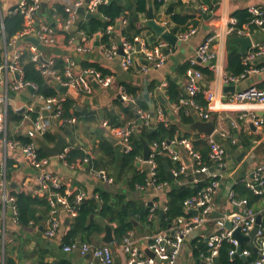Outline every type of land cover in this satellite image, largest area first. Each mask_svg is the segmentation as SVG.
I'll return each instance as SVG.
<instances>
[{"label": "crops", "instance_id": "0c3cea01", "mask_svg": "<svg viewBox=\"0 0 264 264\" xmlns=\"http://www.w3.org/2000/svg\"><path fill=\"white\" fill-rule=\"evenodd\" d=\"M45 1H47V6L44 10L40 11L42 13L41 18L45 21L51 22V19H46L45 11L47 9L52 8L53 5H61L63 2H73L74 0ZM14 2L15 0L0 1V21L1 18L3 19V16H5L7 13H10V4H13ZM182 3V8L177 7L176 11L181 15L190 16L187 26H195L197 28L196 33L185 41H180L177 39L175 46L167 43L165 48L168 49V53L166 54L165 63L161 67L150 68L147 72L142 71V66L146 65L148 62L140 56H137L136 63L139 65V69L136 67V64L132 69H122L119 64V55H106L104 53L103 44L100 42L101 37L98 36L93 37L92 42L84 52H76L73 45L70 44L69 46H66L63 40L60 41V43L56 46L43 47L42 51L45 56H53L56 57V59H61L60 57L63 55H69L70 59L75 64L76 70L82 69L83 63L96 64L102 70L113 76V80L110 86L107 88H101L96 82L93 81V91L90 95H84L79 91L71 89H68L67 92L63 94L64 100L66 96H69L71 99H73L74 104L76 105V110L87 111L89 115H91L84 118L82 121H77L73 125H67L66 123L61 122V124L54 126L53 129L67 138L68 142L65 147L68 150L71 148H77L87 155L83 160L77 159L78 157H76L72 159L70 163H67L65 160H59L56 156L51 157L52 159L48 169L61 177L63 183L62 185L66 186L67 194H70V192L73 191L77 193H83V199H96V190L98 188L109 189L115 194L124 193L130 197L149 202L152 204V207L159 209V213L160 210L164 212L167 201V190L169 187H173V185L180 186L182 183H184V181L187 180H175L176 177H174V180L172 181L168 179L171 184L169 181H162L166 183L164 187L154 188L152 185H148L146 183L147 186H138L139 188L135 191H128L126 188L125 184L128 180V177H125L122 183H115L114 181L112 183H105L101 178L97 177L93 171L103 170L112 178H116V171L108 160L110 157L106 155V152L100 145L101 136L106 137L111 142V144L115 146L118 159L122 157L124 151L121 142L117 140V142L113 143L109 139V136L111 135L107 134L106 130L102 126V121L105 120L108 122L110 119L109 115L120 110L119 103L122 101V99L118 97V95H120L122 90V83L132 84L142 88L141 90H143L144 96H148V102L152 105L153 103L151 102V96H155L157 104L167 102L165 87H167L169 82L176 84L183 93L188 94L187 89L186 91L182 89V87L186 88L187 80V69H184V65L192 57L196 46L208 35H214V39L211 43L213 57L207 64H198L209 66L212 71V76L207 78L204 75L201 85L214 92L215 98L212 102H210V105H208V110L213 114L220 113L222 120H202L198 112L192 109L187 103H183V105L186 104L190 107L194 118L193 123L184 128V131L190 134V138L195 140L198 136L205 139L203 136H201V133H198L192 129V125L196 121H212L214 129H223L227 135L226 137H222L219 133L214 134L216 140L225 147V166L220 170V184L212 198L213 211L211 218H217L218 216L235 209V206L233 205L229 196L232 185L238 180H243L245 177L251 176V172L264 161L263 130L255 127L249 118L242 119L239 117L242 112L247 111H253L259 116L263 115L264 103H232L228 101V98L233 94L230 91V85L235 86V92L250 86L263 89L264 71L250 72L237 82L225 83L223 79L224 75L231 74L227 70V48L228 42L231 40V36L225 33L227 18L231 16V14L237 9L249 8V6L252 5L262 6L264 5V0H219L217 8L213 11L203 10V7L200 6L196 0H185L182 1ZM165 9L166 5H163L162 8L156 12V14H154V12L153 14L157 22L165 25L166 28L171 31L170 29L174 26V23L171 22V17L165 12ZM204 12L211 14V16H204ZM194 21L196 22L194 23ZM144 22L145 21H143V23ZM253 26L254 27L247 25L246 28H248L249 34L247 36L251 37L252 42L264 44V29L255 25ZM146 32V30L141 31V35L144 37H150V35L146 34ZM153 35L156 36L154 33ZM114 37L118 40V27H115ZM77 43L78 42H75V44ZM234 43L237 45L239 51V44L236 42ZM262 60L263 58H258L254 61V64L259 65ZM149 87H151L153 92L148 90ZM30 94V90L27 89L20 92L10 91L8 94L9 107L15 110L18 109L17 111L23 113L27 112V109H24V107L32 103ZM204 100L206 104L205 97ZM173 107H175L174 104L170 106L172 109ZM40 108V103H33V110L38 111ZM159 110L162 111L161 107H158V112ZM158 112L157 119L162 120L165 117L164 113L162 111L163 115H160ZM176 122L181 125L177 119ZM250 124H252V126ZM11 129L13 132H16L17 136L27 137L28 132L32 129V120L30 117H24L18 125L10 126L9 130ZM213 131L211 134H213ZM9 137L13 138L14 141H16V143L19 145L21 144L14 136L11 135V133ZM228 138L231 139V142H228ZM55 139L56 137L53 141L47 144L53 145ZM19 145H17L15 148H6L2 150V154L6 157V164L7 160H9L11 163L10 166H8L7 173L8 193L13 195L14 193L24 191L31 193L32 195L43 197L45 195V191L38 185L37 182V176L39 174L38 170L28 164L21 153ZM177 150L179 152L181 161L185 163L188 168H190L192 165V159L188 154V151L182 146L178 147ZM243 151L244 156L238 160L237 158L239 154ZM207 158L210 162V166H207L211 169L214 167V164L209 157V153H207ZM90 160L93 162V164L97 161V164L101 165L102 169H94L93 166L89 165ZM137 162H139L136 163L137 168L144 169L147 167L146 163L140 162L139 160H137ZM165 162L167 161H164V163ZM170 167L171 166H169V170ZM165 171H167L166 168ZM195 175L197 178H199L203 174L198 173ZM129 176H131V174H129ZM184 176H192L190 169L187 171V174H184ZM57 207L56 215L59 219V225L55 235L51 238L44 236L48 218L42 219L41 213H43V210H39L37 213V222L30 224L29 226H21L17 223L10 204L6 205L4 212L0 208V235H4V244L0 245V249L3 248V256L2 259H0V264H5L6 259L10 260V263L12 262V264H37V262L40 260H43V262L49 264H58L63 260H67L69 264H87L88 259L92 258L90 255L86 254L82 256L77 250L70 252H64L62 250V238L67 233L72 218L62 206L58 205ZM251 207L261 214V223H263L264 196L261 202L257 203L255 206L251 205ZM152 215L153 219H155V226L153 229H149L148 227L141 225L137 218H132L131 220L134 224L133 229H131L125 236V238H129L132 244L139 248V250L145 255H148L147 252L151 237L160 230L156 223V214ZM92 217L95 219L99 218L98 216L94 215H92ZM99 222L102 224V230L93 236L95 243L94 245H107L110 247L112 252L111 264H127V254L121 253L120 250L121 242L125 238L119 243H117L115 239L110 243H104L102 241V236L104 233L103 223L105 222L101 221V219ZM110 225L112 226L113 234V225ZM214 227V221L210 220L200 229H198L196 233L185 239L177 263L196 264L200 258L207 255L209 253L208 248L206 249L205 253L199 251V256L195 255L197 245H195L194 241L197 240L206 243L207 236L211 234V232L214 230ZM242 243H245L246 245L242 246ZM245 246L250 247L248 241H242L240 243L241 248H246ZM94 262L95 264H102L97 259H95Z\"/></svg>", "mask_w": 264, "mask_h": 264}, {"label": "built area", "instance_id": "2783aa9c", "mask_svg": "<svg viewBox=\"0 0 264 264\" xmlns=\"http://www.w3.org/2000/svg\"><path fill=\"white\" fill-rule=\"evenodd\" d=\"M43 1L45 0H15L13 4H10V8L14 7L10 13L18 12L21 14L23 17V24L21 29L17 31L8 43L4 42V59L0 64V208L4 212L6 205L10 204L13 214L15 215L16 213L14 205L15 197L8 193L7 189L6 157L2 154V150L6 148H15L19 145L13 138L9 137L8 133V94L10 91L20 92L25 89L29 90V87H31L32 91H30V97L32 103L25 106L24 109L33 111V103H40L41 108L37 111L38 114L35 119H32V129L28 132L27 136L30 142L24 145L20 144L19 147L28 164L38 170V185L45 191V194H47L49 203L52 207L44 231V236L51 238L55 235L59 225V219L56 215L57 206H62L65 211H67L68 215L73 218L77 215L78 205L83 199L84 194L76 193L73 202H70L66 195L54 191L62 186V179L48 169L52 158L45 155L40 156L38 154V147L34 140V136L37 135L43 138V135L47 131H52L54 126L61 124V122L67 125H73L77 122L74 116L68 118L61 117L64 96L59 92L60 87L66 86L67 89L79 91L84 95H90L93 91V81L101 88H107L110 86L113 76L108 73H102L100 70L91 66L76 70L75 64L70 59L69 55L60 57L63 62V68L62 71H60L56 68V57L45 56L42 49L39 48L41 46L53 47L63 40L66 46L70 44L73 45L76 52L86 51L93 37H101L102 34H97L92 38H88L84 31L80 30L77 36L74 35L69 37L70 28H75L81 17L76 12V9L83 7L86 12L96 14L97 7L110 0H74L73 2H63L61 5L65 16L62 17L60 14L55 13L51 17L52 24L41 18L40 11ZM202 7L203 10H207L205 5ZM248 10L252 14L250 24L264 29V5H252L249 6ZM145 19L146 18H142V22L145 21ZM0 23V34L1 37L5 39L2 18ZM118 24L125 25L126 18H121ZM247 25L238 27L236 18L229 16L227 18L225 33L230 36H247L249 35L248 28H246ZM196 31L197 28L195 26H189L185 31L178 32L175 35L178 40L185 41L193 36ZM114 32V26L110 25L106 28L105 33L109 35V44L107 46L103 45L104 53L108 56L118 54L120 57L119 64L122 69H132L137 63V56L142 57L148 62L146 65L142 66V71L144 72H147L153 67H161L165 63L166 54L163 52V48H165L167 44L165 40L157 37L155 42L148 43L145 37L140 34L131 42L122 37L120 33L117 40L114 37ZM29 36L36 37L39 41V45L36 46L30 42H25L16 46L17 40ZM213 39L214 35L206 36L204 40L196 46L192 57L189 59L190 66L187 69L186 80V89L189 98L181 99L180 103H187L192 109L198 112L202 120L216 119L217 121H221L222 116L220 113L213 114L208 110V105H210V102L215 98L214 92L201 85L204 75L199 69L193 67L198 63L210 62V59L213 57V52L211 51ZM75 42L78 43L75 44ZM25 49L31 52L30 59L34 62L35 68L39 70L45 79V83L56 88V94L44 96L38 92L37 85L24 80L20 57ZM258 58H263V60L259 65H255L254 61ZM242 63L245 66L244 70L238 75H224L223 79L225 83L237 82L250 72L264 71V44L252 42L251 46L242 57ZM199 92L206 99L205 105H197L191 98L192 95ZM120 98L123 102L132 101V98L122 92V90L120 92ZM228 101L232 103H264V88L260 89L254 86L247 87L243 90L234 92L228 98ZM176 110L177 106L173 107V111ZM44 111L47 112L46 115L43 113ZM138 113L141 118L150 117L148 112L138 111ZM158 114L163 115L161 110H159ZM24 117L26 118L29 116L25 115ZM239 117L242 119L249 118L255 127L264 132V114L259 116L253 111H247L242 112ZM163 119L165 120V117ZM102 126L108 135L113 136L121 142L124 152L132 150L130 136L135 131V123L133 121H126L121 126L112 127L104 120L102 121ZM216 133H219L222 137L227 136L223 129H214L213 134L208 136L204 134L201 135L206 139L209 146V157L214 164L212 170L202 163L201 155L193 148V138L190 137L175 138L172 141H163L160 144L153 142V144L149 146L150 152L148 159L146 161H143L142 158L138 159L140 162L146 163V170L148 172L146 183L152 185L154 188H161L166 185L165 182H157L158 164L155 159L156 155H163L170 159L173 164L172 167H170V171L174 177L187 174V171L190 169L193 175V183L199 181V178L195 175L198 173H202L210 180L206 185L197 189L183 201V214L174 218L170 227L160 229L151 237L148 250L153 253V256L145 255L139 248L132 244L129 238H125L121 242L120 250L121 253L127 254V264H178V257L183 248L185 239L196 233L198 229L210 220L214 221L215 227L206 239L209 253L200 258L196 264H214L220 244L223 240L228 241L232 246L229 250V255L233 256L240 254L249 256L250 250L247 248H241L240 252H238L240 242L237 238L233 237V231L239 229L243 235H247L255 226H257V231L254 237V244L257 257L251 260L249 264H264V222L260 225L256 224V218L259 212L248 204L246 198H236L231 189L229 196L235 209L217 218H211L213 211L212 198L220 184V170L225 166V147L216 140L214 136ZM181 146L184 147L191 156L192 165L190 168L180 159L177 148ZM67 151L68 149L64 147L63 151L56 156L57 159L64 161ZM93 172L105 183L113 182V178L108 176L105 171L94 170ZM243 181L245 186L254 194L264 196V161L251 172V176L245 177ZM154 208L156 207L151 208L150 216H152ZM3 244L4 235L2 234L0 235V245ZM62 250L64 252L77 250L82 256L89 254L92 258L88 259L87 264H95V259L102 264H111L112 262V252L107 245L95 246L88 242H76L63 245ZM2 252L3 248L0 249V259H2L3 256Z\"/></svg>", "mask_w": 264, "mask_h": 264}, {"label": "trees", "instance_id": "16d2710c", "mask_svg": "<svg viewBox=\"0 0 264 264\" xmlns=\"http://www.w3.org/2000/svg\"><path fill=\"white\" fill-rule=\"evenodd\" d=\"M219 0H196L200 6H206L207 11H213L217 8ZM166 5L165 12L171 17V22L174 26L171 27L172 33H178L188 29V19L190 16L181 15L176 11L177 7L182 8L183 3L181 0H122V2L110 0L105 4H100L97 7L95 17L91 19L79 18L75 28H70L69 37L76 35L80 30H83L88 38H92L97 34H102L100 42L103 45L109 44V35L105 33L106 28L110 25L118 27L120 35L129 41H134V38L141 34V31L146 30V34L150 37H145L146 41L153 43L156 41L157 37L153 35L150 28L146 27L141 21L142 18H146L148 13V8L151 7L154 14ZM60 14L62 17L65 16L63 12L62 5L56 4L53 8H49L45 11L46 19L50 20L54 14ZM42 14V13H41ZM231 16L235 17L237 20V26L242 27L244 24L254 27L250 24L252 19V14L249 12L248 8H240L235 10ZM121 18H126V24H118ZM196 21H194L195 23ZM51 24V22H49ZM4 24V38L0 34V64L4 59V42L8 43L12 37L19 31L23 24V17L18 12L7 13L3 16ZM152 35V36H151ZM156 38V39H155ZM43 49V47H39ZM228 66L227 70L231 75L240 74L245 66L242 63V57L244 54L239 53L237 45L229 40L228 42ZM31 52L28 49L23 51L20 57V63L23 70V78L25 81L31 82L38 87V92L44 96L54 95L57 93L55 87H52L45 83V79L35 68V64L31 61ZM83 68L85 67H95V69L100 70L102 73H107L102 70L96 64L83 63ZM190 66L189 61L184 65V69H188ZM199 69L205 77L210 78L212 76V71L209 66H204L196 64L193 66ZM56 68L62 71L63 62L62 59H56ZM142 88L132 85L122 83V92L127 94L132 98L129 102H120V110L110 114V119L108 121L109 125L112 127L121 126L126 121H133L135 123V131L130 136L132 150L129 152H124L122 157L118 159L116 155L115 146L104 136H101L100 145L102 149L106 152V155L110 158L109 162L112 164L116 171V178H113L115 183H122L125 177L128 180L125 184L128 191H135L139 187L147 186L146 180L148 178V172L146 167L143 169L137 168L136 163L138 158L142 157V139L150 146L153 142L160 144L163 141H172L173 139L181 137H190L187 132L184 131L186 126L193 123L194 118L191 113V109L188 105L180 103L181 99L189 98V94L183 93L176 84L169 82L167 87H165V95L167 96V102L157 104L155 96H151V102L153 103V119L141 118L138 111H145L150 114L149 102L143 94ZM153 92L151 87L148 89ZM197 105H205V100L203 95L199 92L191 97ZM174 104L178 106L177 110L173 112L170 106ZM63 110L61 117L68 118L71 116L76 117L77 121H82L84 118L89 117V113L83 110H76V105L73 99L66 96L63 101ZM158 107H161L165 120L157 119ZM38 112L27 111L20 112L15 109L8 107V123L10 126L18 125L24 118L28 115L30 119H35ZM174 116V119L171 118ZM181 123L178 124L176 119ZM9 135L11 133L21 145L30 142L29 137L17 136L16 132L12 129L9 130ZM11 138V137H10ZM55 138L52 131H47L43 135V139L46 143L53 141ZM228 142L231 139L228 138ZM193 148L198 151L201 155L202 163L210 166V162L207 158L208 145L205 139L197 136V139H192ZM235 144V143H234ZM38 154L43 156V152L38 149ZM87 155L77 148H71L67 151L65 156V161L70 163L72 159L78 157L77 159L83 160ZM155 159L157 161V182L169 181L166 176V171L164 167V161H167L169 166L172 167V162L168 157L163 155H156ZM102 160V159H101ZM10 161L7 160L6 164V175L8 173V166H10ZM89 165L93 166L94 169H102V166L90 160ZM131 174V176H129ZM108 175V174H107ZM110 176V175H108ZM175 180H187L184 181L178 188L169 187L167 190V201L166 208L161 216H159V209L155 208L152 214H156L157 225L159 229H165L168 227L174 218L183 214L182 203L183 201L193 194L197 189L206 185L209 182V178L205 175L199 177V181L193 183L192 176L180 175L175 178ZM171 184V182L169 181ZM139 186V187H138ZM236 198H246L248 204L255 206L257 203L261 202L263 199L262 195H256L251 190H249L243 180L236 181L231 187ZM59 194H64L70 202H73L74 196L77 192L66 193V186L54 190ZM96 199H83L78 205V212L75 217L71 219L69 224V229L67 233L62 238V247L66 244L76 243V242H88L94 245L93 236L98 234L102 230L101 222L97 221L91 215L98 216L101 221L108 222L113 225L114 239L117 243L121 242L127 233L133 229L132 218H137L139 223L149 229H153L155 226V219L151 214L152 204L145 202L138 198L130 197L124 193H113L109 189L98 188L96 190ZM15 197L14 205L16 209L15 219L17 223L21 226H29L37 222V213L39 210H43L42 219H47L51 210V205L49 203L47 194L43 197L37 195H32L24 191L14 193ZM58 208V207H57ZM197 245L195 252L196 256H199V251L206 252V243L203 241H194ZM246 245L245 243L241 244ZM231 244L223 240L220 244L218 255L215 259L214 264H249V262L257 257V251L252 250L250 247H246L250 250V255L243 257L240 254L229 255V250ZM12 264L10 260H5V264ZM37 264H49L40 260ZM51 264V263H50ZM58 264H69L67 260H63Z\"/></svg>", "mask_w": 264, "mask_h": 264}, {"label": "water", "instance_id": "95a60500", "mask_svg": "<svg viewBox=\"0 0 264 264\" xmlns=\"http://www.w3.org/2000/svg\"><path fill=\"white\" fill-rule=\"evenodd\" d=\"M114 1H118V2H122V0H114ZM47 6V1H43L41 4V10H44ZM14 9V7H11L9 9V11H12ZM76 12L84 17V19L88 20L91 19L93 17H95L94 13H90V12H86L84 10L83 7H79L76 9ZM204 16H211V14L209 13H203ZM144 25L148 28H150L152 30V32L159 38L165 40L168 44L175 46L176 42H177V37L174 33H172L171 31H169L165 25L160 24L159 22L156 21L155 16L153 14L152 8L149 7L148 8V13L146 16V20ZM0 29H1V23H0ZM232 41L236 42L237 44H239V51L240 53H245L248 48L251 46L252 44V39L250 36H244V37H238V36H231L230 38ZM25 42H30L34 45H39V41L36 37L33 36H29V37H25L21 40H17L16 41V46L21 45L22 43ZM121 52V49H120ZM163 52L165 54L168 53V49L167 48H163ZM145 60V59H144ZM147 61V60H145ZM208 63V62H207ZM206 63V64H207ZM136 67L139 69V65L136 64ZM231 93L235 92V86L234 85H230L229 86ZM182 89L184 91H186L185 87H182ZM29 90L32 91V88L29 87ZM60 92L62 94H65L67 92V87L66 86H62L59 88ZM118 97H120V95H118ZM145 98L148 100V96L145 95ZM149 109H150V117L151 120L153 119V105L151 103H149ZM23 110V109H22ZM45 115L47 114L46 111L43 112ZM171 118L174 119V116L171 115ZM252 126V124H250ZM192 129L197 131L198 133L204 134L206 136L210 135L214 129V125L212 121H196L193 125H192ZM53 133L55 134V142L53 145H49L47 144L44 139L42 137L39 136H34V140L36 142V145L38 147V149H40L43 154L45 156L48 157H55L57 155H59L64 147L67 145V138L62 135L61 133L52 130ZM236 136V135H234ZM109 139L114 143L117 142V139H114L112 136H109ZM142 146H143V150H142V159L144 161H146L148 159L149 156V152H150V147L149 145L142 139ZM244 156V151L241 152L238 156V160L241 159ZM139 163V162H137ZM165 164V168L167 169L166 171V176L167 179H169L170 181L174 180V176L172 174V172L169 170V165L167 162L164 163ZM212 170V168H211ZM178 185H173V188H178ZM163 214V211L160 210L159 215L161 216ZM92 217V215H91ZM98 221H100V218H96ZM261 223V214H257V218H256V224L259 225ZM171 223H169V227H170ZM229 226V225H227ZM103 229H104V233L102 236V241L104 243H110L114 240L113 234H112V226L110 225V223H103ZM257 231V226H255L247 235H243L239 229H235L233 231V237L237 238L238 241L241 243L242 241H248L249 246L252 248V250H256V247L254 245V237ZM241 247L238 248V252H240ZM148 255L149 256H153V253L151 251L148 250ZM89 255V254H88Z\"/></svg>", "mask_w": 264, "mask_h": 264}]
</instances>
